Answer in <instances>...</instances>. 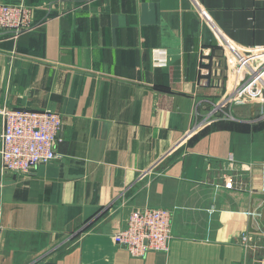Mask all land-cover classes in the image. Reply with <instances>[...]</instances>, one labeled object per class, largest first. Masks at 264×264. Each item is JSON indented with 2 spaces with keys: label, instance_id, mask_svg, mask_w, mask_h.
<instances>
[{
  "label": "crops",
  "instance_id": "crops-1",
  "mask_svg": "<svg viewBox=\"0 0 264 264\" xmlns=\"http://www.w3.org/2000/svg\"><path fill=\"white\" fill-rule=\"evenodd\" d=\"M0 1L35 24L0 30V111L63 119L55 160L18 174L0 156V264H264V117L211 115L217 33L264 46V0ZM145 206L174 210L172 239L135 257L115 233Z\"/></svg>",
  "mask_w": 264,
  "mask_h": 264
},
{
  "label": "built area",
  "instance_id": "built-area-1",
  "mask_svg": "<svg viewBox=\"0 0 264 264\" xmlns=\"http://www.w3.org/2000/svg\"><path fill=\"white\" fill-rule=\"evenodd\" d=\"M65 1L89 5L96 0ZM193 1L199 5L197 0ZM34 26L33 9L30 6L24 2L0 1V30L20 35ZM217 35L227 64L228 87L213 106L211 115L216 117H212L234 118L233 111L238 106H259V117H264V46H238L222 34ZM246 51L256 53L253 63L243 54ZM0 113L3 118L0 156L4 169L29 174L38 165L47 164L58 157L56 146L63 127L60 113L10 106L3 108ZM173 216L174 210L171 208H135L125 227L115 233V238L120 246L135 257H144L150 250L167 252L172 239ZM2 232L0 208V239ZM249 240L248 236L244 237L246 245Z\"/></svg>",
  "mask_w": 264,
  "mask_h": 264
},
{
  "label": "rangeland",
  "instance_id": "rangeland-1",
  "mask_svg": "<svg viewBox=\"0 0 264 264\" xmlns=\"http://www.w3.org/2000/svg\"><path fill=\"white\" fill-rule=\"evenodd\" d=\"M243 54L247 57L248 60H249V59L251 60V61H250L251 63L254 62V60H255L254 57H255V54H256L255 52L246 51V52H244ZM253 59H254V60H253ZM252 60H253V61H252ZM238 107H239V106H238ZM238 107H236V108H238ZM236 108H235V109H236ZM240 108H241V107H240ZM235 109H234V110H235ZM233 113H234V111H233Z\"/></svg>",
  "mask_w": 264,
  "mask_h": 264
}]
</instances>
